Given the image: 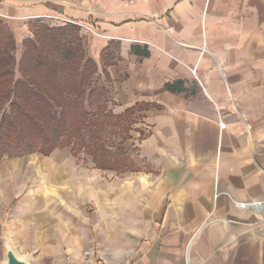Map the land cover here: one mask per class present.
<instances>
[{
  "label": "crops",
  "instance_id": "crops-1",
  "mask_svg": "<svg viewBox=\"0 0 264 264\" xmlns=\"http://www.w3.org/2000/svg\"><path fill=\"white\" fill-rule=\"evenodd\" d=\"M53 20L84 28L113 110L136 111L116 147L133 167L71 148L40 157L36 200L7 221L16 254L264 264V218L235 204L264 200V0H0L18 44Z\"/></svg>",
  "mask_w": 264,
  "mask_h": 264
},
{
  "label": "trees",
  "instance_id": "trees-1",
  "mask_svg": "<svg viewBox=\"0 0 264 264\" xmlns=\"http://www.w3.org/2000/svg\"><path fill=\"white\" fill-rule=\"evenodd\" d=\"M80 30L74 23L64 26L39 23L35 37L24 40L26 49L17 61L12 53L15 39L0 22V140L4 141H0V148L3 151L12 147L22 153L49 154L69 143L70 139L60 142L59 138H71L78 121L89 117L86 104L107 111L111 90L95 85L97 64L87 56ZM3 32H7L6 37ZM104 74L110 83L106 67ZM22 138H28L23 147ZM41 138H49L46 141L50 144L40 147L36 139ZM117 153L115 163L128 161L125 153L118 150ZM99 154V158L93 157L98 167L113 166L112 153L101 150Z\"/></svg>",
  "mask_w": 264,
  "mask_h": 264
},
{
  "label": "rangeland",
  "instance_id": "rangeland-1",
  "mask_svg": "<svg viewBox=\"0 0 264 264\" xmlns=\"http://www.w3.org/2000/svg\"><path fill=\"white\" fill-rule=\"evenodd\" d=\"M39 23L49 26H64L67 24L59 20H53L49 23L42 21L32 22L30 24L32 36L29 38L35 37L34 30L37 29ZM7 28L8 32L12 34L15 39L14 34L11 32L8 26ZM82 28L83 27L80 26V37L82 38L84 50L87 54V39L86 35L82 32ZM3 33L5 35L7 32ZM25 49L26 47L24 41L20 44L16 42L15 49L12 51V53L14 54L17 61H20ZM111 52H116V48L113 46L110 47V53ZM105 64L108 63L106 62ZM17 75L19 76V73ZM108 84L109 83L107 81H103L102 75H96L95 85L97 87H106L110 88L111 90V87L109 86L110 84ZM6 106L7 104L5 105V108ZM106 106L107 111H101L100 107L97 105L89 106V104H86V109L90 112L89 117L86 119V121H78L79 125L76 127V129H74L71 138H59L60 142L70 139L69 143L65 142V145L56 147L49 154L37 151L22 153L21 151H18L12 147L3 151V148H0V264H2L6 259L7 247H11L14 250L11 239L9 240L6 238V231L8 230L7 221L12 217L15 207L18 203H23L24 205L29 206L31 200L33 202L36 200L38 193V166L40 164V157L43 158L44 156H50L57 149L71 148L75 156L80 154L88 155L89 157H92L93 161L95 162L93 157L96 155L97 158H99V152L101 150H107L113 154L111 158L112 160H110L111 163L113 162L111 164L113 166L107 169L124 171L118 168V166H124L126 168L125 171H127L128 168L133 167V162L131 160H128L129 163L128 161L122 162L119 160H116L117 162L115 163L114 160L117 153V145L123 143L125 138H128L129 132L134 129L135 122L138 121L139 117L137 116V113L134 109L130 110V112L125 111L124 113L117 114L113 110L111 93L108 94ZM118 115H120V117H117ZM22 139L23 143L22 145L20 144L21 147L24 146V142L26 139L28 140V138ZM47 139L49 138H41L36 140L40 142V147H46L48 144H50V142L46 141ZM0 141L3 140L1 139ZM41 142L43 144H41ZM94 153L96 154L94 155ZM96 167L98 166L96 165ZM21 171H23V173ZM260 216L264 217V214H260ZM17 255L20 258L26 260L28 264H36L35 251L29 252L28 255Z\"/></svg>",
  "mask_w": 264,
  "mask_h": 264
},
{
  "label": "built area",
  "instance_id": "built-area-1",
  "mask_svg": "<svg viewBox=\"0 0 264 264\" xmlns=\"http://www.w3.org/2000/svg\"><path fill=\"white\" fill-rule=\"evenodd\" d=\"M235 204L242 209H251L260 214H264V200L235 201Z\"/></svg>",
  "mask_w": 264,
  "mask_h": 264
},
{
  "label": "water",
  "instance_id": "water-1",
  "mask_svg": "<svg viewBox=\"0 0 264 264\" xmlns=\"http://www.w3.org/2000/svg\"><path fill=\"white\" fill-rule=\"evenodd\" d=\"M2 264H28V262L20 258L11 247H7L6 259Z\"/></svg>",
  "mask_w": 264,
  "mask_h": 264
}]
</instances>
